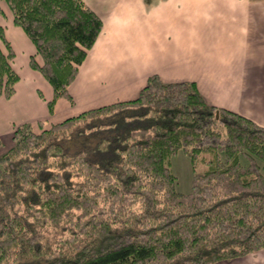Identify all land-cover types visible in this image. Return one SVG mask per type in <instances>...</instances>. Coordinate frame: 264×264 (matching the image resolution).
<instances>
[{
    "label": "trees",
    "instance_id": "obj_1",
    "mask_svg": "<svg viewBox=\"0 0 264 264\" xmlns=\"http://www.w3.org/2000/svg\"><path fill=\"white\" fill-rule=\"evenodd\" d=\"M4 1L35 47L29 66L52 86L51 111L102 20L84 0ZM14 55L0 25V96L19 79ZM179 149L193 169L188 192L169 165ZM261 248L264 126L206 102L195 81L152 74L134 98L40 132L17 125L0 152V264H214Z\"/></svg>",
    "mask_w": 264,
    "mask_h": 264
},
{
    "label": "crops",
    "instance_id": "obj_2",
    "mask_svg": "<svg viewBox=\"0 0 264 264\" xmlns=\"http://www.w3.org/2000/svg\"><path fill=\"white\" fill-rule=\"evenodd\" d=\"M84 1L102 27L68 96L56 98L51 111L52 86L29 66L32 41L10 15L0 13L19 74L14 93L0 96V139L9 141L6 146L19 124L36 129L134 98L152 74L164 81H195L207 102L264 126V0ZM214 264H264V248Z\"/></svg>",
    "mask_w": 264,
    "mask_h": 264
},
{
    "label": "rangeland",
    "instance_id": "obj_3",
    "mask_svg": "<svg viewBox=\"0 0 264 264\" xmlns=\"http://www.w3.org/2000/svg\"><path fill=\"white\" fill-rule=\"evenodd\" d=\"M0 6L2 7L4 13H6L8 16L10 15L12 17V13H11L8 5L6 4V2L4 0H0ZM12 22H13V18H12ZM4 32H5V28H4ZM5 35H6V33H5ZM38 57H39V62H42V59H41L40 55H38ZM17 64H20L19 61L17 62ZM198 90H199V88H198ZM203 98L205 99L204 96H203ZM216 106H218V105H216ZM219 107H222V106H219ZM88 121H89V119H87V120L81 119L78 122H80L81 124H84L85 122H88ZM52 123H54V122L45 123V124H39V126H36V129L35 128H33V129L36 132H40L44 128H49L52 125ZM29 126H31V125H29ZM16 127L17 126H15V128ZM62 129L64 131L61 134H63L65 136V135H67V132L71 129V127L68 126V127L62 128ZM8 142L9 141H7V140L0 139V152H4L13 143V141H12V143L9 146H6L5 144H8ZM169 165H170V167L172 169V172L174 173V176H175V187H176V189L178 191H181V192H188L191 189V184H192L191 183V178H192V174H193V169H192L189 157L186 154V152L183 149H179L174 155H172L170 157ZM203 167H204L203 163L198 165V167H197L198 171L202 170ZM90 233L88 235L80 237V238H77V236L71 237V238H73L75 240L72 243H70V244L64 243L62 241L64 235H61V237L59 236L58 241L54 245L52 244V248H53L54 251L57 250L58 246H60V247H68L69 248L72 245H74L75 243H77V241H80V239H82V241H84L85 239L88 240L91 237ZM64 249L66 250L67 248H64Z\"/></svg>",
    "mask_w": 264,
    "mask_h": 264
}]
</instances>
